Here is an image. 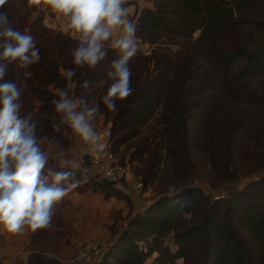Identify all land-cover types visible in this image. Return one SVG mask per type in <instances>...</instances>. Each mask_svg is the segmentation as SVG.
I'll list each match as a JSON object with an SVG mask.
<instances>
[{
    "label": "rangeland",
    "instance_id": "374dc122",
    "mask_svg": "<svg viewBox=\"0 0 264 264\" xmlns=\"http://www.w3.org/2000/svg\"><path fill=\"white\" fill-rule=\"evenodd\" d=\"M8 1L21 17L11 15V26L30 29L40 49L33 76L25 78V70L15 66L13 80L24 91L20 115L32 114L49 153L47 168L60 170L65 158L79 162L80 138L60 124L53 103L57 89L68 87L70 95L99 105L92 123L109 129L120 163L130 165L143 187L111 185L84 163L87 182L56 205L52 226L14 236L13 246L0 240V264H64L71 248L91 237L108 244L105 256L92 264H214V247L226 246L232 233L250 252L247 264H264V69L231 79L244 68V54L264 49V0H246L228 24L186 29L185 22H176L173 31L137 36L138 51L129 65L134 91L117 101L115 111L101 102L110 83L104 82L107 69L117 58L111 42L100 65L76 68L66 81L60 70L76 67L71 52L78 44L67 23L45 19L28 0ZM174 4L127 0L125 7L138 24L145 9L177 19ZM149 35L154 37L145 40ZM85 81L88 88L82 87ZM149 97L155 113L136 124L128 113L148 104ZM180 205L191 213H180ZM252 205L263 223L249 215ZM188 232L181 252L176 236Z\"/></svg>",
    "mask_w": 264,
    "mask_h": 264
},
{
    "label": "clouds",
    "instance_id": "9594fccd",
    "mask_svg": "<svg viewBox=\"0 0 264 264\" xmlns=\"http://www.w3.org/2000/svg\"><path fill=\"white\" fill-rule=\"evenodd\" d=\"M8 0H0L5 8ZM38 5L41 0H28ZM53 12L67 20V29L77 38L72 50L71 69H61L66 81L76 75V68L95 69L108 55L106 44L117 53L107 69V90L102 104L115 111L117 101L132 95L130 60L137 54V24L125 7L127 0H43ZM41 60L40 49L30 29L11 26L8 11L0 12V225L11 234L30 229L35 232L52 226L56 205L71 191L87 182V169H80L74 159H62L60 170L47 168L49 153L42 148L36 134L32 114L21 116L22 87L14 80H5L8 65L24 69L30 78L32 65ZM88 88V82L82 85ZM70 88L57 89L55 112L60 124L66 125L93 152L102 149L101 134L93 126L100 114L98 104L69 94ZM56 130L59 127L54 125ZM47 138H43L46 140ZM47 169V170H46ZM81 172L79 179L76 171Z\"/></svg>",
    "mask_w": 264,
    "mask_h": 264
},
{
    "label": "trees",
    "instance_id": "16d2710c",
    "mask_svg": "<svg viewBox=\"0 0 264 264\" xmlns=\"http://www.w3.org/2000/svg\"><path fill=\"white\" fill-rule=\"evenodd\" d=\"M245 1L246 0H174L175 9H173L172 13L177 16V19H169L165 16L163 12H160L159 10L145 9L139 18L136 36L142 37V35L146 32L157 30L164 32L173 31L171 24L176 22H185L182 27L186 29L194 24H196V28L199 29L204 27L207 28L214 24H228L234 13V9H238V7L242 6ZM7 5L8 6H5V8L8 11L9 19L11 20V15H16L18 16V19L21 20V17L17 12L16 8L13 6V4L9 3L8 1ZM5 8H1L2 11H4ZM153 37L154 36L151 37V35L146 36L145 40L150 41V39H152ZM244 55V68L239 72V74L232 76L231 79L239 80L246 76L253 77L257 76V73L263 71L264 49L257 52H249ZM14 69V64H10L8 66L7 74L9 75L10 80H13ZM188 81L189 78H186L180 84L179 92L181 91L182 95L183 93L185 94V92L183 91ZM148 100V104L146 103L139 106H135L132 109V112L129 111L128 115H134L132 117L134 118V122L136 124H145L154 115L156 105L154 104V102H152L151 97H149ZM114 123H118V120L115 119ZM255 208V205L251 206L249 215L254 216V220L258 223H263V219L260 217V215L254 212ZM180 213H191V211L189 209H185L183 205H180ZM214 221L215 220L210 221L211 227L215 225ZM231 235L232 240H229L230 242L226 244V246L214 247V264L248 263L250 259V252L243 245L241 240L236 237L234 233H232ZM176 237L180 246L179 251L182 252V247L184 249V246L186 245L185 242L189 243V239L191 238V232L179 233ZM212 247L213 245L211 244L210 246H208V248H206V259L209 257ZM140 256V258H144L145 256H147V253L143 254L144 257L142 255Z\"/></svg>",
    "mask_w": 264,
    "mask_h": 264
},
{
    "label": "built area",
    "instance_id": "2783aa9c",
    "mask_svg": "<svg viewBox=\"0 0 264 264\" xmlns=\"http://www.w3.org/2000/svg\"><path fill=\"white\" fill-rule=\"evenodd\" d=\"M30 7L40 11L39 13H41V16L43 15L47 20L58 19L59 21L67 23L65 18L53 12L43 3V0H41L40 4H34ZM93 126L101 134L102 139L100 143H102L104 147L94 153L92 147L80 139L77 154L81 160L92 165L97 174L111 185L123 184L128 188L133 185L141 189L143 183L137 180L134 170L130 165L120 163L117 154L113 151L109 129H103L98 124H93ZM68 130L72 132L70 128H68ZM222 198H225V196H215L216 200ZM107 249L108 244L104 239L91 237L89 240H85L80 244L76 243L71 248L69 256L64 260V264H92L103 258Z\"/></svg>",
    "mask_w": 264,
    "mask_h": 264
},
{
    "label": "crops",
    "instance_id": "0c3cea01",
    "mask_svg": "<svg viewBox=\"0 0 264 264\" xmlns=\"http://www.w3.org/2000/svg\"><path fill=\"white\" fill-rule=\"evenodd\" d=\"M79 165L80 166H82L85 162L84 161H82L80 158H79ZM59 168H60V166H59ZM32 232L30 229H28V228H25V230L23 231V232H21V233H19V234H11V233H9V232H7L4 228H3V226L2 225H0V240H2L3 242H5L8 246H13L12 244H11V242H13V239H14V236H19V238L20 237H22L23 236V233H25V232ZM18 238V239H19ZM6 258H8V257H6ZM9 263V262H6V260H3V264H5V263Z\"/></svg>",
    "mask_w": 264,
    "mask_h": 264
}]
</instances>
